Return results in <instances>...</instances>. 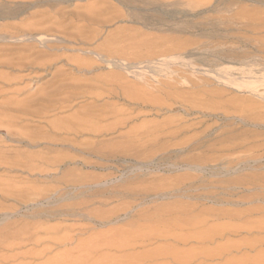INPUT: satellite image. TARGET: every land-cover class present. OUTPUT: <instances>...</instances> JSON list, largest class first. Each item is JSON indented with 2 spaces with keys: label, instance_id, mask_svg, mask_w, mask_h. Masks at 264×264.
Instances as JSON below:
<instances>
[{
  "label": "rangeland",
  "instance_id": "1",
  "mask_svg": "<svg viewBox=\"0 0 264 264\" xmlns=\"http://www.w3.org/2000/svg\"><path fill=\"white\" fill-rule=\"evenodd\" d=\"M49 90L68 104L42 119L11 113L20 120L9 131L31 136L0 127V193L24 190L1 193L0 225L41 223L72 241L18 253L49 246L53 259L100 233L152 235L173 221L125 253H158L141 264H264V0H0V103L43 109ZM75 115L92 118L77 137L52 133ZM41 207L60 211L28 217ZM28 249H0V264L49 262Z\"/></svg>",
  "mask_w": 264,
  "mask_h": 264
},
{
  "label": "bare ground",
  "instance_id": "2",
  "mask_svg": "<svg viewBox=\"0 0 264 264\" xmlns=\"http://www.w3.org/2000/svg\"><path fill=\"white\" fill-rule=\"evenodd\" d=\"M39 69V68H38ZM55 89H57V88H55ZM61 89V88H60ZM60 89H58V90H60ZM42 90V89H41ZM50 91V90H49ZM36 92V91H35ZM44 93V92H43ZM41 94L42 96H40L37 100H38V102L41 104V106L42 107H44L43 109H36V110H33V109H30V106L31 105H29L30 104V102L31 101H33V100H29L28 99V101L26 102H21V101H17V100H11V99H8V100H6V101H3V102H1L0 103V106H2V108H3V106H4V110L5 111H7V113H0V127L1 126H5V127H7V133L8 132H10L11 130H13V129H11L10 131H9V126H13L14 125V121H13V119H15L17 116H16V114H14V115H12L11 113L12 112H15V113H22V116H23V114L26 116H29V115H34V116H38V117H40L41 119L43 118V116L42 115H44V114H46V112H45V109H49V108H55V109H58V108H61L62 109V104L66 101L65 99H63L62 97H64V96H62V97H60V98H62L61 100L62 101H60V100H56L57 98H59V97H57V96H55V97H57L56 99H53L52 97H53V94H51L52 93V91H50V92H46V93H44V94ZM74 93V92H73ZM57 94V93H56ZM69 94V93H68ZM75 94V93H74ZM130 94V93H129ZM62 95H63V93H62ZM134 95V94H133ZM133 95H130L131 97L133 96ZM38 96V95H37ZM49 96H52V97H50L49 98ZM67 97V99H68V97L69 96H66ZM73 97H74V95H73ZM136 97V96H135ZM65 98V97H64ZM72 99V98H71ZM73 100V99H72ZM71 101V100H70ZM72 102V101H71ZM66 103V102H65ZM70 103V102H69ZM66 104H68V102L66 103ZM66 104H64V105H66ZM67 106V105H66ZM64 107V106H63ZM1 108V107H0ZM84 113V112H83ZM83 113H82V115H83ZM85 114V113H84ZM86 114H87V112H86ZM2 115H4L3 117H2ZM19 115H21V114H19ZM77 115H79V114H77ZM21 116V117H22ZM24 116V117H25ZM85 116V115H84ZM74 117V116H73ZM91 117V116H90ZM89 116H85V117H83V116H76L75 115V118H74V121H73V123H67V122H64L65 124H60V123H56V121L55 122H51L50 123V127H51V130H52V133L54 134V135H57L58 133V131H64L65 132V134L66 133H71V135L73 134V135H76L78 132H80V128L82 127V126H86V125H88V123H90L91 122V119L92 118H90ZM5 118H7V119H5ZM17 118H19V117H17ZM16 120H20V118L19 119H16ZM40 120V119H39ZM59 121V120H58ZM63 121V120H62ZM94 121V120H93ZM16 123V122H15ZM41 125V124H40ZM16 126V125H15ZM91 126V125H90ZM93 127V126H92ZM38 128V127H37ZM95 128V127H94ZM93 128V129H94ZM55 130V131H54ZM101 130V129H100ZM14 131V130H13ZM13 131H11L10 132V135H19L21 138L23 137V138H25L26 136H31L32 134H29V133H27V132H25V133H21V132H13ZM57 131V132H56ZM50 133V132H49ZM51 133V134H52ZM61 133V132H60ZM35 136V135H34ZM51 136V135H50ZM41 137V136H40ZM76 137H77V135H76ZM75 137V138H76ZM9 139H11V140H13L14 138H12L11 136H9ZM33 139V138H32ZM31 139V140H32ZM5 140V139H4ZM14 140H16V138L14 139ZM27 140V139H26ZM34 140V139H33ZM74 140V139H73ZM17 141H22V139H17ZM29 141H30V139H29ZM41 141V140H40ZM39 143V142H38ZM50 144H52V143H50ZM2 148H3V146L1 145L0 146V152H3L4 151V149L2 150ZM9 148V147H8ZM7 148V149H8ZM8 152V151H7ZM4 155V154H3ZM2 155V156H3ZM6 156V155H5ZM34 156L35 155H32V154H28V155H22V157H26V159H28L29 161H33V158H34ZM40 156V155H39ZM42 157V156H41ZM7 158V157H6ZM16 158H18V157H16ZM12 159V158H11ZM60 159V158H59ZM58 159V160H59ZM4 160V159H3ZM6 160V159H5ZM37 160V159H36ZM41 160V159H40ZM42 160H43V158H42ZM40 161L41 162V164H45L46 163V160L44 161ZM55 160V159H54ZM43 162V163H42ZM60 162H62V159H60ZM60 162H58V163H60ZM2 163H4V164H6L5 166H8V167H10V166H25L26 168H31V166H32V168L33 167H35L33 164H29V165H27V164H25V163H22V162H20V160H6V161H2ZM53 163V162H52ZM47 165H48V163H46ZM10 165V166H9ZM27 165V166H26ZM45 167V166H44ZM10 168H12V167H10ZM17 168V167H16ZM25 168V169H26ZM35 168H37V167H35ZM35 168H34V170H35ZM29 172V171H28ZM43 189V188H42ZM42 189L41 188H34V189H32V187L30 188V190H31V192H32V194H34L35 196H40L39 194H40V192H42ZM45 189V188H44ZM26 190V189H25ZM29 190V191H30ZM46 190V189H45ZM48 190V189H47ZM23 191L24 190H22V189H19V190H16V189H14V188H7V189H3V190H1V193H2V195L4 194V195H6L7 194V192L8 193H11V194H16L17 196L19 195V196H22L23 194ZM77 191V190H76ZM82 191L83 190H81V191H78L75 195H79V194H81L82 193ZM18 192V193H17ZM48 192V191H47ZM1 193H0V196H1ZM52 193V192H51ZM16 195H15V197H16ZM74 196V195H73ZM3 197V196H2ZM33 197V196H32ZM17 198V197H16ZM21 198V197H20ZM32 202H34V201H32ZM75 202V201H74ZM73 203V202H72ZM74 204V203H73ZM76 204V203H75ZM50 205V204H49ZM78 205V204H77ZM69 206V205H68ZM40 207V206H39ZM51 207V206H50ZM49 207V208H50ZM53 208H55L54 206H52ZM6 208V207H5ZM48 208V207H47ZM52 208V209H53ZM52 209H46V208H34L33 210H31V212L29 213V214H27L28 215V217H40L41 216V214L42 213H53V212H57V211H60L59 209H56V210H52ZM67 209V208H66ZM70 209V208H69ZM66 211H68V209L66 210ZM65 211V212H66ZM29 212V211H28ZM58 213V212H57ZM70 213V212H69ZM16 215V214H15ZM26 214H25V216H27ZM24 215H23V217H25ZM44 216V215H43ZM48 216V215H47ZM87 216V215H86ZM20 217V216H19ZM21 217H22V215H21ZM27 217V218H28ZM26 218V217H25ZM45 219V218H44ZM47 220H49V219H47ZM171 220V219H170ZM175 220V219H174ZM8 221V220H7ZM16 221V220H15ZM60 221V220H59ZM168 221V220H167ZM23 222V221H22ZM186 222V221H185ZM4 223V222H3ZM160 223V225H161V222H159ZM173 221H168V222H166V223H164L163 225H164V227H165V229L163 228V229H159V230H156L154 233L155 234H152L151 235V233H153L152 231H153V229H150L149 230V232L147 231H144L143 229H141L140 231H132V234H131V232H130V234H128V235H126V236H120V237H117V238H114V236L113 237H108L107 238V236L105 235V233H103V235L104 236H102V234L100 233V235L98 234L97 235V237L96 236H94V237H91V239H89V240H87V241H82V242H78L77 244V246H75V249L73 250H68L67 249V246L65 247L66 249H67V251H64L65 253H63V254H61V255H59V257H56V258H53V259H51L50 257H54L55 255H53V256H48L49 258H47V256L46 257H43V253H44V255H46V253L45 252H47V251H49L47 248H49L50 249V251L49 252H51V247H47V248H41V249H43V250H46V251H43L42 252V250L40 251V252H37V253H35V252H33V254L31 253L30 254V249H28V251H27V253H29L28 255L29 256H32V255H34L33 257H35V255H38V257H40V256H42L43 258H47L48 260H49V262L47 261L45 264H141V261H143V260H147V259H152V258H155L156 256H158V253L157 252H145V253H142V254H136V255H131V254H134V253H132V250L130 251H128V253H125L126 252V250H127V248H131L132 249V247H133V245H134V247H135V245H137V247H138V241H143L144 239H146V238H149V235H151V236H154V235H157V237L159 236H161L162 234L164 235V234H166V233H168L167 231H169V230H167L166 228H168V227H171V226H175L176 227V223H173ZM18 224L20 225L21 224V226H19V227H17L18 226ZM41 223H39V224H35V223H27V222H23V223H21V221H19V222H8V223H4L2 226L0 225V249L1 250H9V251H11V252H13L14 250H17V248H21V246H27L28 244L27 243H32V244H38L39 242H41V244H42V242L43 241H45V242H47V243H49V244H51V246H55L54 244H57V245H59V244H64V245H67L66 243H68V242H71L72 241V238L71 237H69L68 235H67V233H63V234H57V235H55V236H51L50 235V233L42 226V224L40 225ZM187 224V223H186ZM78 225V224H77ZM179 226H180V224H178ZM182 225V224H181ZM183 225H184V222H183ZM86 226V225H85ZM71 227V226H70ZM84 227V226H83ZM160 227V226H159ZM46 228H47V226H46ZM50 228V227H49ZM71 228H73V227H71ZM52 228H50V230H51ZM58 229H61V228H58ZM63 230H64V228H62ZM61 229V230H62ZM116 229V228H115ZM155 229V228H154ZM56 230V229H55ZM60 230V231H61ZM62 230V231H63ZM57 231V230H56ZM61 231V232H62ZM65 231V230H64ZM63 231V232H64ZM81 231H83V230H81ZM46 232H48L49 234H47ZM60 233V232H59ZM157 233V234H156ZM55 234V233H54ZM72 234V233H71ZM70 234V235H71ZM106 236V237H105ZM197 236V235H196ZM164 237H165V235H164ZM188 238H191V237H187V236H184V235H182V236H176V239L177 240H181V241H184L185 242V240H187ZM176 240V241H177ZM136 244H135V243ZM138 242V243H137ZM178 242V241H177ZM27 244V245H26ZM44 244V243H43ZM48 244V245H49ZM53 244V245H52ZM71 244V243H70ZM30 245V244H29ZM47 244H44V246H46ZM56 245V246H57ZM33 246V245H32ZM32 246H30V248H32ZM36 246V245H35ZM40 246V245H39ZM41 246H43V245H41ZM40 246V247H41ZM60 246V245H59ZM28 247V246H27ZM33 248H34V246H33ZM36 248H38V246H36ZM27 249H24V250H27ZM5 250V251H6ZM21 251H24V250H22V249H20ZM53 250V249H52ZM21 251H20V253H21ZM37 251V250H36ZM74 251V252H73ZM110 251H113V252H119V251H122L123 252V254L122 255H117V256H115V255H112V253L111 254H109V255H106V253H109ZM134 251V250H133ZM223 250L222 249H219L218 251H215V252H209V253H206V255H209V256H211V255H213V256H215V255H217V256H219V255H221L223 252H222ZM17 253H15V254H13V255H10L9 257H7V258H14V257H16V256H18V258H20L19 257V254L20 253H18V250L16 251ZM25 252V251H24ZM32 252V251H31ZM60 253H62V252H59V254ZM11 254V253H10ZM23 255H25V254H23ZM22 255V256H23ZM40 255V256H39ZM20 256H21V254H20ZM173 256V255H172ZM132 257V258H131ZM141 257V258H140ZM192 257V254L191 253H185V254H179L178 253V255L177 256H173V258H175V259H177V260H184V259H189V258H191ZM2 257L0 256V259H1ZM23 257H21V259H22ZM28 258V257H27ZM32 257H30V259H31ZM36 258V257H35ZM3 259V258H2ZM24 259V258H23ZM23 259H22V261H23ZM29 259V260H30ZM39 259H41V258H39ZM47 259H45V261L47 260ZM34 258H33V262H34ZM13 261V260H12ZM32 261V260H31ZM44 261V262H45ZM8 262H11V261H8ZM14 262V261H13ZM12 262V263H13ZM2 263H3V261H2ZM20 263V262H19ZM23 263V262H22ZM25 263V262H24ZM29 263V262H28ZM27 263V264H28ZM32 264V263H31ZM44 264V263H43Z\"/></svg>",
  "mask_w": 264,
  "mask_h": 264
}]
</instances>
